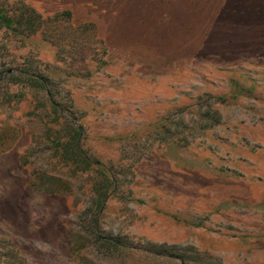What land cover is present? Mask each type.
I'll list each match as a JSON object with an SVG mask.
<instances>
[{
    "label": "rangeland",
    "instance_id": "obj_1",
    "mask_svg": "<svg viewBox=\"0 0 264 264\" xmlns=\"http://www.w3.org/2000/svg\"><path fill=\"white\" fill-rule=\"evenodd\" d=\"M0 7V264H264V0Z\"/></svg>",
    "mask_w": 264,
    "mask_h": 264
},
{
    "label": "trees",
    "instance_id": "obj_2",
    "mask_svg": "<svg viewBox=\"0 0 264 264\" xmlns=\"http://www.w3.org/2000/svg\"><path fill=\"white\" fill-rule=\"evenodd\" d=\"M67 15L69 16L68 13ZM16 24L21 25V22H18V21L16 22L15 19L12 18V16L8 12L5 11V9L0 7V30L1 29L14 30L16 28L15 26ZM25 24H27V26L25 27L26 29V28H29L33 24V22L32 20L31 21L26 20ZM28 78L32 86L44 90L49 97L50 96L52 97V93L47 89V85L45 84V82L38 80L37 77H34L32 75L28 76ZM51 109L55 115L61 112L58 105L55 104L54 102H51ZM64 130H65L64 132L66 134V138L61 139L60 137L57 148H56L60 158L64 162L69 163L70 165H73L75 169H78L83 173L94 171L93 166L98 165L99 163L97 161L91 160L82 150V147H81L82 127L81 126L75 127L72 125V122H71V126ZM44 177L45 175H35L31 183L32 186L41 188V186L44 185L43 184ZM101 177L103 178L100 181H97L93 186V190L95 194L94 206H95V209L97 210V213H96L97 215H95V218H94L95 221H97V219L101 216L102 211L105 207L106 201L110 197V193H109L110 188H108V186L106 185L110 183V180L106 176H104L103 173L101 174ZM57 181L59 182L60 180L57 179ZM103 182L105 183L106 186L101 184ZM51 186H53V189H51L52 187H50V185H47V187L44 188L43 190H46L49 193H54V192H60L61 191L60 189H62L61 188L62 185L60 184L58 185V184L52 183ZM156 254L162 255L166 253L158 252ZM167 256H170V255L167 254Z\"/></svg>",
    "mask_w": 264,
    "mask_h": 264
}]
</instances>
